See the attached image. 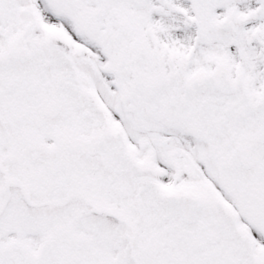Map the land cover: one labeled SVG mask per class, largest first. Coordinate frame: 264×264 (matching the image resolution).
<instances>
[{
    "label": "snow or ice",
    "instance_id": "snow-or-ice-1",
    "mask_svg": "<svg viewBox=\"0 0 264 264\" xmlns=\"http://www.w3.org/2000/svg\"><path fill=\"white\" fill-rule=\"evenodd\" d=\"M0 264H264V0H0Z\"/></svg>",
    "mask_w": 264,
    "mask_h": 264
}]
</instances>
